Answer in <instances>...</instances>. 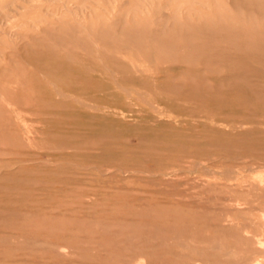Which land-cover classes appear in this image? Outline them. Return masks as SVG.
<instances>
[{
	"label": "rangeland",
	"instance_id": "rangeland-1",
	"mask_svg": "<svg viewBox=\"0 0 264 264\" xmlns=\"http://www.w3.org/2000/svg\"><path fill=\"white\" fill-rule=\"evenodd\" d=\"M260 68L264 0H0V264H264Z\"/></svg>",
	"mask_w": 264,
	"mask_h": 264
},
{
	"label": "bare ground",
	"instance_id": "bare-ground-1",
	"mask_svg": "<svg viewBox=\"0 0 264 264\" xmlns=\"http://www.w3.org/2000/svg\"><path fill=\"white\" fill-rule=\"evenodd\" d=\"M255 43V42H254ZM254 46H256V45H254ZM258 47V46H257ZM252 50V49H251ZM247 52V51H246ZM250 53V52H249ZM256 56V55H255ZM227 58V57H226ZM261 58V57H260ZM247 59V58H246ZM258 59V58H257ZM239 61V60H238ZM263 61V60H262ZM194 62V61H193ZM225 62H227V61H225ZM229 62V61H228ZM252 62V61H251ZM248 63H250V61L248 62ZM230 64H231V62H230ZM234 64V63H233ZM241 64V63H240ZM251 64V63H250ZM243 65V64H242ZM262 66V65H261ZM232 67H234V66H232ZM253 67V66H252ZM235 68V67H234ZM235 70V69H234ZM237 70V69H236ZM239 70V69H238ZM237 70V71H238ZM261 70V72H262V70H264V69H259V71ZM241 72H243V71H241ZM256 72V74H257V71H254V73ZM260 72V73H261ZM243 73H245V72H243ZM253 73V72H252ZM251 72H250V74H252ZM181 74V73H180ZM246 75V74H245ZM249 76V75H248ZM251 76V75H250ZM231 78V77H230ZM233 79V78H232ZM225 80V79H224ZM227 81H228V79H226ZM232 81V80H231ZM231 81H229V82H231ZM235 82V81H234ZM252 84V83H251ZM238 88V87H237ZM190 90H193V89H190ZM170 91V90H169ZM134 92V91H133ZM223 95V94H222ZM211 97V96H210ZM205 100V99H204ZM248 110V109H247ZM231 149V148H230ZM223 150V149H222Z\"/></svg>",
	"mask_w": 264,
	"mask_h": 264
}]
</instances>
